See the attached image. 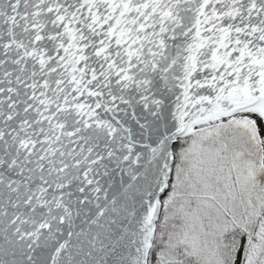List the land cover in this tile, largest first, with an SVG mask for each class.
<instances>
[{
    "label": "water",
    "instance_id": "95a60500",
    "mask_svg": "<svg viewBox=\"0 0 264 264\" xmlns=\"http://www.w3.org/2000/svg\"><path fill=\"white\" fill-rule=\"evenodd\" d=\"M241 118L264 168V0H0V264H151L175 146Z\"/></svg>",
    "mask_w": 264,
    "mask_h": 264
},
{
    "label": "rangeland",
    "instance_id": "374dc122",
    "mask_svg": "<svg viewBox=\"0 0 264 264\" xmlns=\"http://www.w3.org/2000/svg\"><path fill=\"white\" fill-rule=\"evenodd\" d=\"M242 120L196 138L188 154L189 197L184 240L207 264H224L220 241L235 227L248 230L242 264H256L264 247V169L252 126ZM184 172L181 173V179Z\"/></svg>",
    "mask_w": 264,
    "mask_h": 264
},
{
    "label": "trees",
    "instance_id": "16d2710c",
    "mask_svg": "<svg viewBox=\"0 0 264 264\" xmlns=\"http://www.w3.org/2000/svg\"><path fill=\"white\" fill-rule=\"evenodd\" d=\"M238 121L241 122L242 119H238ZM247 123L249 124V122ZM231 124L232 122L220 127H226ZM248 128L253 129V125L248 126ZM220 129L198 132V134L181 139L175 146V173L170 182L168 192L163 198L164 207L157 225L158 229L155 236L151 264H207L205 260L191 252L188 243L184 240L185 220L183 208L184 202L189 197V183L185 169L189 164L187 161L188 154L196 145V138L202 135L199 138L205 141L203 136L206 133L214 134ZM183 172L184 177L181 179V173ZM248 236V230L242 227H235L224 233L219 245L224 264H242L243 254L248 247ZM256 264H264V247Z\"/></svg>",
    "mask_w": 264,
    "mask_h": 264
},
{
    "label": "bare ground",
    "instance_id": "6f19581e",
    "mask_svg": "<svg viewBox=\"0 0 264 264\" xmlns=\"http://www.w3.org/2000/svg\"><path fill=\"white\" fill-rule=\"evenodd\" d=\"M185 171L187 172V168L185 169ZM187 174H188V172H187ZM167 192H168V191H167ZM167 192H166V193H167ZM166 193H165V194H166ZM165 194H164V196L162 197V210H163V207H164V205H163V204H164V202H163V198L166 196Z\"/></svg>",
    "mask_w": 264,
    "mask_h": 264
}]
</instances>
